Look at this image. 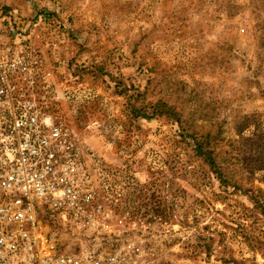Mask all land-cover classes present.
<instances>
[{"label": "rangeland", "instance_id": "374dc122", "mask_svg": "<svg viewBox=\"0 0 264 264\" xmlns=\"http://www.w3.org/2000/svg\"><path fill=\"white\" fill-rule=\"evenodd\" d=\"M0 57L89 177L64 250L264 264V0H0Z\"/></svg>", "mask_w": 264, "mask_h": 264}, {"label": "built area", "instance_id": "2783aa9c", "mask_svg": "<svg viewBox=\"0 0 264 264\" xmlns=\"http://www.w3.org/2000/svg\"><path fill=\"white\" fill-rule=\"evenodd\" d=\"M0 57V264H128L124 255L64 250L50 220L90 201L88 175L69 133L47 114L13 103L14 70Z\"/></svg>", "mask_w": 264, "mask_h": 264}]
</instances>
